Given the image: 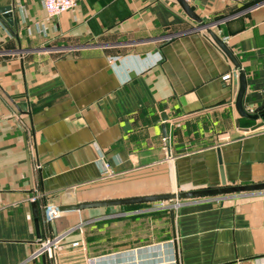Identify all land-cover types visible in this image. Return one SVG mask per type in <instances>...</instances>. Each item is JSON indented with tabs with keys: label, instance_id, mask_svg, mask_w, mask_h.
<instances>
[{
	"label": "crops",
	"instance_id": "1",
	"mask_svg": "<svg viewBox=\"0 0 264 264\" xmlns=\"http://www.w3.org/2000/svg\"><path fill=\"white\" fill-rule=\"evenodd\" d=\"M78 0L0 21V264H264V191L70 205L264 182V0ZM25 106V110L19 108ZM220 163H219V158ZM108 171L103 172L104 166ZM52 254L39 241L61 236ZM77 242V244H74Z\"/></svg>",
	"mask_w": 264,
	"mask_h": 264
},
{
	"label": "water",
	"instance_id": "2",
	"mask_svg": "<svg viewBox=\"0 0 264 264\" xmlns=\"http://www.w3.org/2000/svg\"><path fill=\"white\" fill-rule=\"evenodd\" d=\"M182 11L192 20L196 21V25L204 26L206 23L202 21V19L194 12L191 6L187 3L186 0H175ZM16 7L15 3L12 2L10 5L0 7V21L4 26L7 27L10 33L14 35L16 38V33L13 30V20L12 17L15 16ZM208 33L210 34L212 40L219 46V48L224 52L227 58L233 63L234 68L238 70L237 75V91L235 94V107L238 113L241 116H245L247 118H251L253 120L261 119L260 122L252 125L250 128L246 130H255L261 127L264 124V95L262 97V101L255 108L254 112H247L243 107V95L245 92V76L240 68V64L236 59L235 55L228 48L226 43L212 30L206 28ZM20 109L25 110L24 105L19 106ZM219 158V157H218ZM219 158V163H220ZM220 179L221 184L217 187L212 188H201L187 191H179L168 194H160V195H152V196H143V197H132V198H122V199H111V200H102V201H94V202H78L70 205H55L48 209V205L44 204L43 214L45 220L52 224V221L49 220L51 213L70 210V209H80L85 207H93V206H104V205H115V204H123V203H131V202H142V201H156V200H166V199H180L186 197H196V196H208V195H219L226 193H241V192H253V191H264V182H256V183H247V184H227L224 174L223 168L220 165Z\"/></svg>",
	"mask_w": 264,
	"mask_h": 264
},
{
	"label": "built area",
	"instance_id": "3",
	"mask_svg": "<svg viewBox=\"0 0 264 264\" xmlns=\"http://www.w3.org/2000/svg\"><path fill=\"white\" fill-rule=\"evenodd\" d=\"M77 2L78 0H41L42 7L48 17L57 16L63 12H66L74 8L77 5ZM237 75H238V70L233 67V68H230L226 73H224L221 76V79L225 82L232 83L233 78L237 77ZM107 171H108V166L105 165L103 172L106 173ZM163 201L165 200L159 201L161 202V205H163L162 204ZM53 206L55 205H51V204L48 205V209H50ZM59 212L51 213L49 220H52V215L57 214ZM62 237L63 235L56 236V237H49V238H46L45 240L39 241V247L33 256L35 257V256H38L44 253L52 254L54 252L55 247L59 244V241L61 240ZM74 244H77V242H75Z\"/></svg>",
	"mask_w": 264,
	"mask_h": 264
}]
</instances>
